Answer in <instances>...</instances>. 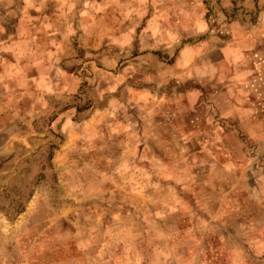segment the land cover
<instances>
[{"label": "rangeland", "instance_id": "374dc122", "mask_svg": "<svg viewBox=\"0 0 264 264\" xmlns=\"http://www.w3.org/2000/svg\"><path fill=\"white\" fill-rule=\"evenodd\" d=\"M0 264H264V0H0Z\"/></svg>", "mask_w": 264, "mask_h": 264}]
</instances>
